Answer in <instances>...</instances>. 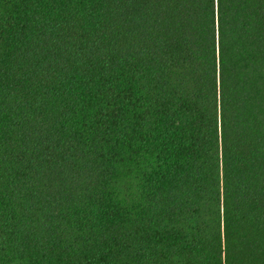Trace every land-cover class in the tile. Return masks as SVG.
I'll return each instance as SVG.
<instances>
[{
  "label": "trees",
  "instance_id": "trees-1",
  "mask_svg": "<svg viewBox=\"0 0 264 264\" xmlns=\"http://www.w3.org/2000/svg\"><path fill=\"white\" fill-rule=\"evenodd\" d=\"M0 264H264V0H0Z\"/></svg>",
  "mask_w": 264,
  "mask_h": 264
}]
</instances>
